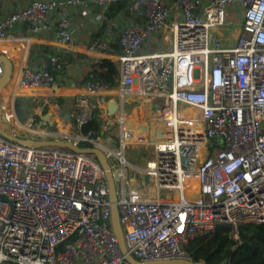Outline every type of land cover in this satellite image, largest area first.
<instances>
[{
    "label": "built area",
    "instance_id": "1",
    "mask_svg": "<svg viewBox=\"0 0 264 264\" xmlns=\"http://www.w3.org/2000/svg\"><path fill=\"white\" fill-rule=\"evenodd\" d=\"M95 9L109 29L92 50L118 64V108L79 96L61 128L43 112L59 109L43 92L57 87L64 65L51 56L49 66L35 68L25 58L0 92V124L13 122L26 135L15 137L98 148L113 158L125 247L141 264L196 263L187 252L192 239L227 225L238 241L242 224H264V0H33L0 20V43L23 24L40 36L57 16L56 41L73 44L71 14L87 18ZM127 13L142 20L122 25ZM14 42L29 50L28 39ZM86 88L111 89L92 72ZM96 113L94 141L81 129ZM115 125L118 136L108 135ZM126 148L152 150L137 167ZM0 264H131L112 229L95 155L0 136Z\"/></svg>",
    "mask_w": 264,
    "mask_h": 264
},
{
    "label": "crops",
    "instance_id": "2",
    "mask_svg": "<svg viewBox=\"0 0 264 264\" xmlns=\"http://www.w3.org/2000/svg\"><path fill=\"white\" fill-rule=\"evenodd\" d=\"M31 1L33 0H0V20L22 9ZM116 6L111 9V16L114 18H118L124 10L118 11ZM99 15L98 9L92 10L87 18L79 13L71 14L74 35L73 44H61L56 41L57 16L50 19V29L40 36H33L28 26L23 24L18 25L11 32V39L8 42L0 44V54L5 53L14 64L12 82L17 79L25 58L27 64L35 68L49 66L48 63L51 56L63 58L64 69L60 73L61 79L57 87L54 90L43 92L46 96L56 98L59 109L46 107L43 112L61 128L66 127L67 114L71 111L75 100L79 96L89 97L92 101L99 100L102 108L109 110V112L110 110L114 111L120 105L121 98L116 95L118 87L97 91H89L86 88L88 74L92 71L97 61L107 59L115 62L109 55L100 54L92 50V44L106 38V32L109 29V24L106 22L101 23ZM123 18L124 22L122 25L124 23L136 24L142 20L139 16L129 13L125 14ZM237 34V30L232 31L229 39L225 42L232 44ZM18 39H28L29 50H25L26 44L21 45L14 42ZM111 43L113 52H120L121 47L117 31H113ZM101 111L103 110L101 109ZM116 129L118 130V127Z\"/></svg>",
    "mask_w": 264,
    "mask_h": 264
},
{
    "label": "trees",
    "instance_id": "3",
    "mask_svg": "<svg viewBox=\"0 0 264 264\" xmlns=\"http://www.w3.org/2000/svg\"><path fill=\"white\" fill-rule=\"evenodd\" d=\"M126 5L127 1L118 3L116 10L125 9ZM57 58L63 64V58ZM91 72L110 88L118 87L117 63L107 59L99 60ZM100 131L99 113H96L92 122L81 129L83 135ZM229 232V226L221 225L211 235L192 239L187 246V252L196 263L203 261L205 264H225L227 261V264H264V224H242L238 241L233 240Z\"/></svg>",
    "mask_w": 264,
    "mask_h": 264
},
{
    "label": "water",
    "instance_id": "4",
    "mask_svg": "<svg viewBox=\"0 0 264 264\" xmlns=\"http://www.w3.org/2000/svg\"><path fill=\"white\" fill-rule=\"evenodd\" d=\"M0 61L4 65V73L2 77L0 78V92L7 87L12 82L13 77V71H14V64L11 61V59L6 56L5 54H0ZM0 136L4 138L5 140L20 143L26 146H32V147H45V146H51V147H61V148H68L75 152L80 153H87L95 155V157L98 159L100 164L102 165L107 183H108V189H109V200L111 202V225L112 229L118 239L119 247L121 252L126 256L127 260L131 264H141L137 262L135 259H133L127 252L125 243H124V235L123 230L120 222V212L118 208V195H117V189L115 180L113 177V173L111 170V166L108 162V159L104 152L98 148H92V149H81L77 146H74L73 144L69 142H63V141H40L35 139H22L19 137H15L12 135H9L6 133L0 126ZM89 139H92L94 141H97L99 139V133L98 132H92L89 134ZM235 249V248H233ZM228 262L226 261L225 264ZM146 264H205V263H191V262H183V261H172V262H159V263H146Z\"/></svg>",
    "mask_w": 264,
    "mask_h": 264
},
{
    "label": "rangeland",
    "instance_id": "5",
    "mask_svg": "<svg viewBox=\"0 0 264 264\" xmlns=\"http://www.w3.org/2000/svg\"><path fill=\"white\" fill-rule=\"evenodd\" d=\"M1 44V43H0ZM2 53V52H1ZM5 54V53H4ZM65 62V61H64ZM130 109V106L127 107V110ZM1 128L6 132L8 133L9 135H14L15 133H17V135L19 136H22V137H25V133L23 132H19L18 129L16 128L15 124L13 122L9 123V124H6V123H2L0 124ZM111 130H110V133L108 132V135L110 134H114L116 133L117 136H118V132H116V128L117 126L115 125L114 127L113 126H110ZM104 138V137H103ZM114 139V137H113ZM106 146L110 149H115L112 145H109V144H106ZM152 149L151 148H139L137 149L135 152H133V150L131 148H126V160L128 163L132 164V165H135L137 167H141L142 166V159H141V156L142 155H145L146 154L148 155V153L151 151ZM134 153H137V154H140L139 156H135ZM109 162L111 163L112 165V168H113V171L116 172V170L118 169L116 166H115V162H114V159L113 158H109ZM118 189H120V184L118 183L117 185Z\"/></svg>",
    "mask_w": 264,
    "mask_h": 264
}]
</instances>
